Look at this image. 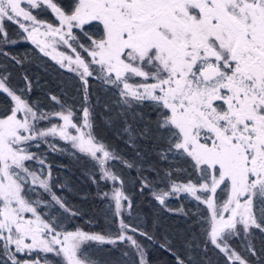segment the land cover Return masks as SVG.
I'll return each mask as SVG.
<instances>
[{"label":"snow or ice","instance_id":"snow-or-ice-1","mask_svg":"<svg viewBox=\"0 0 264 264\" xmlns=\"http://www.w3.org/2000/svg\"><path fill=\"white\" fill-rule=\"evenodd\" d=\"M42 6L59 25L33 14ZM93 22L99 36L85 45L74 29ZM7 23L76 73L83 97L81 116L56 96L62 110L46 111L26 98L27 75L25 88H15L7 66L0 67V92L12 101L0 115V264H213L210 252L224 264H264V0H77L70 11L53 0H0V55L22 67L24 60L6 51L17 42ZM58 44L75 56L57 53ZM92 81L114 100L95 96ZM145 105L151 112L142 111ZM97 107L110 124L122 125L131 159L96 135ZM56 138L90 158L93 183L113 181L111 197L100 196L111 216L100 231H70L63 223L80 213L68 206L65 185L39 151H68ZM142 144L170 167L158 169ZM179 159L195 182L174 179L183 174L171 167ZM112 161L154 172L166 185L154 199L169 213L168 198L187 193L208 214L181 208L185 225L176 232L161 231L158 218H132ZM138 179L141 191L150 186L147 177Z\"/></svg>","mask_w":264,"mask_h":264},{"label":"trees","instance_id":"trees-1","mask_svg":"<svg viewBox=\"0 0 264 264\" xmlns=\"http://www.w3.org/2000/svg\"><path fill=\"white\" fill-rule=\"evenodd\" d=\"M58 6L62 7L65 11H70L76 0H53ZM10 38L15 39V44H10L6 47L11 55L16 56L18 59H23V66L14 65L13 62L6 57L0 55V67L7 66L11 74L10 83L15 88L24 89L26 82L23 79L27 75L28 80L31 82L30 92H26V98L30 102L38 103L46 111H56L59 104L51 99L56 96L58 100L67 105H74L77 110V116H81L79 111L82 105L83 92L81 84L76 73L70 71L65 67L54 61L50 56L45 55L43 52L28 40L20 39V29L13 23L5 25ZM99 27L95 22L86 26L83 30L74 29V34L79 37L82 42H87V37L98 38ZM87 33V36H85ZM92 91L95 96L100 97L102 100H114L112 93L105 95L104 90H101L99 85L95 82ZM12 106L11 99L0 92V115H3L5 110ZM145 113L151 112V109L145 105L142 109ZM95 117V133L98 137L113 146L118 154L131 159L134 152L126 144L127 136L121 132L122 125L119 123L110 124L107 120V113H104L102 108L97 107ZM155 119L153 115L151 117ZM46 123L41 122V126ZM57 147L67 148L68 151L52 153L47 150L44 145H41L39 151L47 152L48 163L53 165V177H59L55 182L57 184H64L65 190L61 195L67 201L68 206L73 211L80 213V218H66L63 223L67 226L68 230H74L76 227H81L85 231H100L104 227L105 220L110 219V213H107L108 200L102 201L100 196L103 192H109L111 187L108 182L93 183L90 176L96 169L93 167V162L85 154H73L70 144L60 141L58 138L54 141ZM141 148L148 153L149 159L156 164L158 169H168V163L156 162L155 155L148 145L142 144ZM112 170L120 175L123 181V188L121 189L125 195L132 201V218L139 217L140 219L158 218L161 223V231H183L185 220L179 210L200 212L203 211L205 215L208 214L206 206L197 204L191 194L179 193L176 196L170 197L167 200V208L173 209V213L165 210L158 201L154 199L153 193H158L162 188H166L165 184L157 183L158 177L152 171H144L138 173L135 168L128 169L120 161L110 162ZM174 169L182 170L183 174H177L174 179L177 182L186 181L189 176H192L195 182V175L191 166L183 159L176 160L171 166ZM162 175V173H161ZM139 176L147 177L150 181V186L141 191V183ZM99 181V175L96 176ZM119 188L121 182L117 181ZM104 190V191H103ZM107 213V215H106ZM95 225H99L96 227ZM261 237L259 234L256 236L257 247ZM235 246V244H234ZM154 256H160L159 251L153 250ZM102 259H108L104 252L98 253ZM112 258H117V254L113 253ZM213 264H224L223 257L216 252H210L208 257Z\"/></svg>","mask_w":264,"mask_h":264},{"label":"rangeland","instance_id":"rangeland-1","mask_svg":"<svg viewBox=\"0 0 264 264\" xmlns=\"http://www.w3.org/2000/svg\"><path fill=\"white\" fill-rule=\"evenodd\" d=\"M54 2V1H53ZM75 2H77V0L75 1ZM23 6V5H22ZM33 14L34 15H36L37 16V18L39 19V20H42V21H46V22H48V23H52V24H54V25H59V20H58V18L55 16V13H53L52 11H51V9L50 8H48L47 6H42L40 9H38V10H33ZM14 24V23H13ZM16 25V24H15ZM17 26V25H16ZM18 27V26H17ZM42 31H43V29H41ZM80 40V39H79ZM31 42V41H30ZM80 42L81 43H83V44H85V45H87L88 43H89V40L87 39V42H82L81 40H80ZM36 46V45H35ZM73 46L75 47L76 45L75 44H73ZM56 49H57V53H60V52H63V53H65V54H67V55H73V57L75 56V54L74 53H72L71 52V50L69 49V48H67V46L66 45H63V44H58L57 46H56ZM77 51L78 52H81V50L79 49V48H77ZM54 54H56V53H54ZM81 55H85L83 52H81ZM49 56V55H48ZM51 57V56H50ZM52 58V57H51ZM54 60V59H53ZM54 61H56V62H58L57 60H54ZM65 68H67V67H65ZM68 69V68H67ZM62 109H61V107L59 106V108L56 110V111H61ZM52 123H60V121L59 120H57V119H54V120H52ZM49 125L48 124H45V126H41V127H48ZM69 144V143H68ZM106 182H108V184L110 185V187H111V189H110V191L109 192H107V193H109V196L111 197V194H112V191H113V181H111V180H109V181H106ZM115 187L116 188H119V185H118V183H117V181L115 182ZM104 191V190H103ZM106 192V191H105ZM105 192H103V193H105ZM75 230V229H74ZM70 231H72V230H70Z\"/></svg>","mask_w":264,"mask_h":264}]
</instances>
